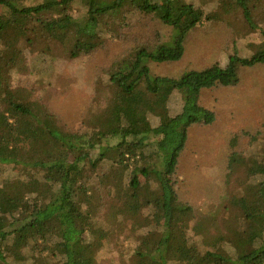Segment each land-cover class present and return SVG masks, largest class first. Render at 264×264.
<instances>
[{"label": "trees", "instance_id": "trees-1", "mask_svg": "<svg viewBox=\"0 0 264 264\" xmlns=\"http://www.w3.org/2000/svg\"><path fill=\"white\" fill-rule=\"evenodd\" d=\"M225 6L241 28L225 31L207 64L174 70L194 34L209 36L212 8ZM262 14L264 0H0V264H98L125 242L114 239L123 204L137 231L130 264H264V128L246 132L248 148L230 140L247 182L223 180L220 203L201 218L174 180L192 128L216 120L203 92L264 69ZM141 28V48L103 67L82 129L18 123L41 106L22 77L35 67L40 84L47 54L80 62ZM200 227L211 250L188 232Z\"/></svg>", "mask_w": 264, "mask_h": 264}, {"label": "rangeland", "instance_id": "rangeland-1", "mask_svg": "<svg viewBox=\"0 0 264 264\" xmlns=\"http://www.w3.org/2000/svg\"><path fill=\"white\" fill-rule=\"evenodd\" d=\"M212 12L216 15V22L207 25L209 36L206 37L202 31L194 34L188 43L184 61L175 65L174 70L207 64L219 55L218 48L225 31L241 28L236 10H229L225 6L212 8ZM142 18L146 21L145 25H155L151 18L143 15ZM254 19L256 24L264 28V14ZM158 32L156 30V36ZM147 38L148 29L141 28L132 32L129 40L109 41L100 51L80 62L69 61L59 48H55L53 56L48 59L47 54L46 64L40 67L43 71L40 84V76L35 79L30 77L35 67L22 77L23 85L29 87L34 100L41 106L33 110V118L20 119L18 123L33 125L38 122L49 126L53 118L54 127L64 132L75 133L82 129L83 120L95 96L91 90L100 78L103 67L118 56L139 50ZM32 53L37 60V51L33 50ZM202 103L215 112L216 120L212 125L192 128L189 148L184 154L180 172L174 178L181 188L180 195L188 199L198 219L205 214V210L213 211L220 203L223 180L233 181L240 186L247 182L243 160L231 154L228 156L229 142L238 135L240 142L248 148L249 136L246 132L253 134L264 128V69L245 72L237 88L203 92ZM168 180L173 181L172 178ZM4 184V189L11 191L7 181ZM127 208V204L119 207V214L124 221L116 225L114 234V239L125 241L124 244L108 252L98 264H130L132 253L129 248H133V245L127 239L135 238L137 231L133 229L134 223L128 220ZM187 221L192 228V221ZM188 232L202 249L213 248V241L203 228L189 229Z\"/></svg>", "mask_w": 264, "mask_h": 264}]
</instances>
